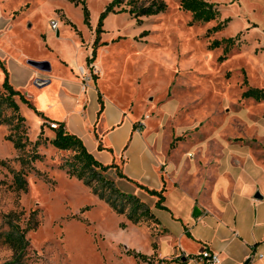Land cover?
<instances>
[{"label":"rangeland","instance_id":"374dc122","mask_svg":"<svg viewBox=\"0 0 264 264\" xmlns=\"http://www.w3.org/2000/svg\"><path fill=\"white\" fill-rule=\"evenodd\" d=\"M109 1L0 3L5 26H16L17 48L38 58L51 59L52 54L40 48L37 39L53 20L57 21L58 32L75 38L77 45L81 44L80 32L87 43L90 31L95 34L101 30L96 46H103L107 52L100 63L102 69L95 65L97 72L91 73L103 92L99 110L103 109V99L123 105L126 117L141 127L156 159L161 158L163 163L170 160L178 166L184 161L185 171L195 169L194 179L182 176V186L194 188L208 166L218 161L222 173L234 174L248 167L245 160L237 161L246 154L255 160V175L260 174L264 169V102L241 98V94L249 88L264 89V0H204L218 12L205 24H190V14L178 9L177 0H163L166 12L143 17L139 25L126 13L100 18ZM83 7L88 12L86 22ZM215 26L220 30L207 32ZM224 39L232 42H222ZM213 41L221 43L210 49ZM219 57L224 60L218 62ZM4 77L0 68V85ZM15 100L23 123L14 118L15 129L0 124V264L12 260V250L4 241L8 220L20 229L34 226L25 235L27 243L17 264H136L132 250L157 246L162 258L151 256L142 264H156L158 260L180 264L175 259L178 255L170 257L171 253L178 254V248L160 241L157 245L161 233L154 219L133 224L126 217L130 207L123 206L125 202L116 192L104 195H111L110 203L116 208L124 207L123 214L100 197L103 189L98 176L146 207L149 197L154 196L129 180L125 187L130 190L134 186L141 193L136 196L124 192V185L117 182L124 177L118 176L114 166L98 176L84 173L77 178L83 170L77 151L53 147L54 135L47 118ZM7 137L22 146L14 149ZM98 149L112 155L110 150ZM18 178L24 186H18ZM258 185L261 189V181ZM159 214L160 219L167 218V213ZM179 229L178 222L171 232L177 235ZM189 247L196 249V245Z\"/></svg>","mask_w":264,"mask_h":264},{"label":"crops","instance_id":"0c3cea01","mask_svg":"<svg viewBox=\"0 0 264 264\" xmlns=\"http://www.w3.org/2000/svg\"><path fill=\"white\" fill-rule=\"evenodd\" d=\"M5 22L0 3V63L12 87L42 112L48 123L62 125L66 132L82 140L99 164L114 166L124 177L117 178L118 184L124 185V192L136 196L141 193L134 186L127 189L125 185H129V181L149 190L164 189L160 206L165 210L155 207V197H149L148 202L155 227L161 233L156 238L157 245L160 241L178 248V254L171 253L170 257L178 255L175 259L180 264H199L190 257H196L202 250L217 255L218 264H264V169L255 175L256 164L251 154L243 159L238 157L237 161L245 160L246 166L249 164L241 167V172L222 173L221 161H218L208 166L194 188L182 186V176L187 174L190 180L194 179L195 169L188 173L183 169L184 161L178 166L170 160L163 163L161 158L156 159L141 127L126 117L123 105L103 99L100 111L98 100L100 96L103 98V92L97 87L99 81L82 82L79 69L84 70L92 51V62L99 69L107 52L103 46L93 45L96 36L92 31L87 43L82 41L80 32L81 44L77 45L75 38L63 37L58 30L54 32L46 26L37 39L40 48L52 54L51 59L46 60L17 48L16 26H5ZM27 60L47 62L49 69L38 71L29 66ZM35 79L44 83L36 85ZM98 148L110 150L112 155L97 152ZM256 193L261 196L260 200L254 198ZM194 207L199 210L197 218L192 217ZM160 212L167 213V218L161 216L163 219H160ZM178 222L180 231L174 235L171 227ZM189 244L196 245L195 251ZM132 251L147 259L162 258L159 246ZM135 263L143 262L137 258Z\"/></svg>","mask_w":264,"mask_h":264},{"label":"trees","instance_id":"16d2710c","mask_svg":"<svg viewBox=\"0 0 264 264\" xmlns=\"http://www.w3.org/2000/svg\"><path fill=\"white\" fill-rule=\"evenodd\" d=\"M178 9L187 12L191 16L192 23H201L205 24L212 20H214L218 14L216 7L213 4L207 3L204 0H177ZM167 5L163 0H110L109 3L105 6L103 12L100 15V18L108 14H117V13H126L128 14L136 23L139 25L141 23V18L150 17L154 15H158L166 12ZM83 15L84 21H87L88 12L85 7H83ZM220 30L219 26H215L211 29H208L207 32H217ZM101 30L97 29L95 32L96 38L94 39V46L97 43V35ZM206 34V36L208 35ZM222 42L231 43L232 39H224ZM221 41H213L211 45H209L210 49L216 48L220 45ZM94 59V51H92V58H89L87 61L91 62ZM224 57H219L218 62H222ZM0 68L4 70V80L0 85V124H6L12 126V121L15 118L17 123H23V118L19 115V106L15 99L18 102L25 104L28 108L32 109L36 114L38 112L35 108L30 104V102L23 96L21 92L15 90L8 83L7 72L2 67L0 63ZM241 98H253L255 100H260L264 102V89H253L249 88L241 94ZM7 112L9 115H7ZM39 115V114H38ZM47 121V120H46ZM17 125L12 126V128H16ZM53 133V139L51 140V144L53 147L60 150H69L74 149L77 151L78 158L82 163L83 170H81L77 174V178H81L84 173H89L91 176L93 175H101L109 168L113 166H102L99 164L87 151L85 150L81 140L66 132L62 125H58L56 129H50ZM10 140V138H6ZM13 144L14 149H18L22 146V144L18 140H10ZM119 177L123 178L121 174H118ZM101 180V190L102 193L100 197H105V202L111 205L112 209L118 211L119 213H124V207L128 205L130 208L126 212V217L133 223L136 224L144 219H154L153 215L150 212V209L146 207V205L135 198L132 195L124 196V194L119 193L115 188H112L111 182L104 180L101 176H98ZM19 179V178H18ZM17 179V180H18ZM18 186H24L25 182L21 179ZM142 190H144L148 195L157 197L158 200L155 203V207L158 209L165 210L164 207L160 206V203L163 200V189L159 191L149 190L143 186H139ZM97 190V189H96ZM106 192H116L118 198H121L124 207L116 208L110 203L109 196L106 195ZM105 194V195H104ZM9 217V216H8ZM11 217V215H10ZM8 232L5 234L4 241L8 245V247L12 250V260L10 262L4 264H17L19 262L20 257L23 255L25 250L24 246L27 241L25 240V235L27 231L32 230L34 226H27L26 228L20 229L18 224H13L12 221H7ZM136 258H139L142 262H147V259L140 255L134 254ZM149 262V261H148Z\"/></svg>","mask_w":264,"mask_h":264},{"label":"built area","instance_id":"2783aa9c","mask_svg":"<svg viewBox=\"0 0 264 264\" xmlns=\"http://www.w3.org/2000/svg\"><path fill=\"white\" fill-rule=\"evenodd\" d=\"M49 28L52 31H56L58 29L57 21L53 20L49 23ZM89 69H91L89 71ZM97 68H95V65L93 62H89L88 67L86 69H79V74L82 76V82H85V80L92 79L91 73L96 74ZM34 84L39 85L41 83H44L43 80L35 79L33 81ZM49 126V129H56L58 127V124L49 122L47 124ZM196 260L199 264H218V257L215 254H211L206 250H202L199 254L196 256ZM154 263V262H153ZM156 264H164V261L158 260Z\"/></svg>","mask_w":264,"mask_h":264},{"label":"water","instance_id":"95a60500","mask_svg":"<svg viewBox=\"0 0 264 264\" xmlns=\"http://www.w3.org/2000/svg\"><path fill=\"white\" fill-rule=\"evenodd\" d=\"M26 63L38 71H48V69H49V65L47 62H38V61L27 60ZM254 198L260 200L261 196L258 193H256L254 195ZM198 216H199V210L196 207H194L192 210V217L197 218Z\"/></svg>","mask_w":264,"mask_h":264}]
</instances>
